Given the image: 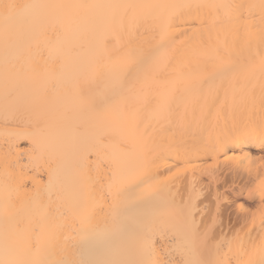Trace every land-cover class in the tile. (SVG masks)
<instances>
[{"label": "bare ground", "instance_id": "bare-ground-1", "mask_svg": "<svg viewBox=\"0 0 264 264\" xmlns=\"http://www.w3.org/2000/svg\"><path fill=\"white\" fill-rule=\"evenodd\" d=\"M0 264H264V0H0Z\"/></svg>", "mask_w": 264, "mask_h": 264}, {"label": "snow or ice", "instance_id": "snow-or-ice-1", "mask_svg": "<svg viewBox=\"0 0 264 264\" xmlns=\"http://www.w3.org/2000/svg\"><path fill=\"white\" fill-rule=\"evenodd\" d=\"M6 7H8L9 9H11V8H14L15 5L9 4V5H6Z\"/></svg>", "mask_w": 264, "mask_h": 264}]
</instances>
